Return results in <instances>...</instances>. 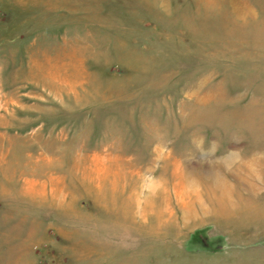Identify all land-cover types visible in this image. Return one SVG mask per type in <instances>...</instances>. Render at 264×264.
Segmentation results:
<instances>
[{"label":"rangeland","instance_id":"rangeland-1","mask_svg":"<svg viewBox=\"0 0 264 264\" xmlns=\"http://www.w3.org/2000/svg\"><path fill=\"white\" fill-rule=\"evenodd\" d=\"M0 264H264V0H0Z\"/></svg>","mask_w":264,"mask_h":264},{"label":"clouds","instance_id":"clouds-1","mask_svg":"<svg viewBox=\"0 0 264 264\" xmlns=\"http://www.w3.org/2000/svg\"><path fill=\"white\" fill-rule=\"evenodd\" d=\"M214 143V142H213Z\"/></svg>","mask_w":264,"mask_h":264}]
</instances>
